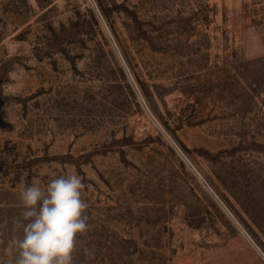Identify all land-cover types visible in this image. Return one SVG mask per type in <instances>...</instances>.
Returning <instances> with one entry per match:
<instances>
[{
	"label": "rangeland",
	"instance_id": "374dc122",
	"mask_svg": "<svg viewBox=\"0 0 264 264\" xmlns=\"http://www.w3.org/2000/svg\"><path fill=\"white\" fill-rule=\"evenodd\" d=\"M73 172V264H264V0H0V264Z\"/></svg>",
	"mask_w": 264,
	"mask_h": 264
},
{
	"label": "clouds",
	"instance_id": "9594fccd",
	"mask_svg": "<svg viewBox=\"0 0 264 264\" xmlns=\"http://www.w3.org/2000/svg\"><path fill=\"white\" fill-rule=\"evenodd\" d=\"M85 184L76 173L60 175L45 187L32 184L19 193L22 211L13 220V264H73L78 237L90 229ZM92 255L91 249H85Z\"/></svg>",
	"mask_w": 264,
	"mask_h": 264
},
{
	"label": "built area",
	"instance_id": "2783aa9c",
	"mask_svg": "<svg viewBox=\"0 0 264 264\" xmlns=\"http://www.w3.org/2000/svg\"><path fill=\"white\" fill-rule=\"evenodd\" d=\"M185 161H186V163L196 172V173H198L197 171H196V169L194 168V166L192 165V163L187 159V158H185ZM201 182L210 190V191H212V189L210 188V186L208 185V183L203 179V178H201ZM212 194H213V191H212ZM215 195V194H214ZM256 247V250L258 251V253L263 257V254H262V252H261V250L257 247V246H255Z\"/></svg>",
	"mask_w": 264,
	"mask_h": 264
},
{
	"label": "bare ground",
	"instance_id": "6f19581e",
	"mask_svg": "<svg viewBox=\"0 0 264 264\" xmlns=\"http://www.w3.org/2000/svg\"><path fill=\"white\" fill-rule=\"evenodd\" d=\"M179 148V147H178Z\"/></svg>",
	"mask_w": 264,
	"mask_h": 264
}]
</instances>
